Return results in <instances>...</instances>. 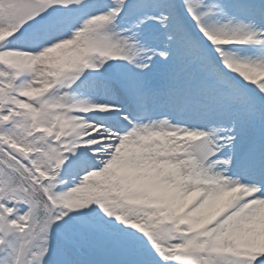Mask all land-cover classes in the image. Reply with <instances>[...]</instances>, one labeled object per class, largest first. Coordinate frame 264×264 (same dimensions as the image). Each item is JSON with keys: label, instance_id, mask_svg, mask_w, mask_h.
I'll return each mask as SVG.
<instances>
[{"label": "snow or ice", "instance_id": "1", "mask_svg": "<svg viewBox=\"0 0 264 264\" xmlns=\"http://www.w3.org/2000/svg\"><path fill=\"white\" fill-rule=\"evenodd\" d=\"M0 264H264V0H0Z\"/></svg>", "mask_w": 264, "mask_h": 264}]
</instances>
